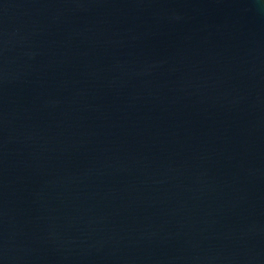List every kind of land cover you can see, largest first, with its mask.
<instances>
[{
	"label": "water",
	"instance_id": "obj_1",
	"mask_svg": "<svg viewBox=\"0 0 264 264\" xmlns=\"http://www.w3.org/2000/svg\"><path fill=\"white\" fill-rule=\"evenodd\" d=\"M0 264H264V0H0Z\"/></svg>",
	"mask_w": 264,
	"mask_h": 264
}]
</instances>
